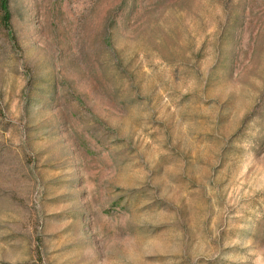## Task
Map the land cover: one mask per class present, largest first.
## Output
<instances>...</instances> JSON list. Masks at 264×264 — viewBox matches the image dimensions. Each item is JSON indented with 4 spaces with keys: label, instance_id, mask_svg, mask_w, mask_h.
Here are the masks:
<instances>
[{
    "label": "rangeland",
    "instance_id": "374dc122",
    "mask_svg": "<svg viewBox=\"0 0 264 264\" xmlns=\"http://www.w3.org/2000/svg\"><path fill=\"white\" fill-rule=\"evenodd\" d=\"M0 264H264V0H10Z\"/></svg>",
    "mask_w": 264,
    "mask_h": 264
},
{
    "label": "trees",
    "instance_id": "16d2710c",
    "mask_svg": "<svg viewBox=\"0 0 264 264\" xmlns=\"http://www.w3.org/2000/svg\"><path fill=\"white\" fill-rule=\"evenodd\" d=\"M10 0H0V13L2 16V21L5 26L9 25L10 22V13L8 10Z\"/></svg>",
    "mask_w": 264,
    "mask_h": 264
}]
</instances>
